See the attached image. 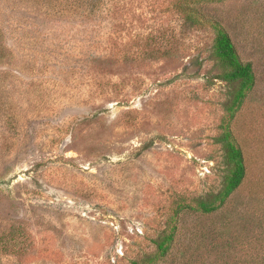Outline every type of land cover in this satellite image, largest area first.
Here are the masks:
<instances>
[{"label": "rangeland", "instance_id": "rangeland-1", "mask_svg": "<svg viewBox=\"0 0 264 264\" xmlns=\"http://www.w3.org/2000/svg\"><path fill=\"white\" fill-rule=\"evenodd\" d=\"M207 18L257 77L231 126L247 175L213 215L237 83ZM262 224L264 0H0L2 264H244Z\"/></svg>", "mask_w": 264, "mask_h": 264}, {"label": "trees", "instance_id": "trees-1", "mask_svg": "<svg viewBox=\"0 0 264 264\" xmlns=\"http://www.w3.org/2000/svg\"><path fill=\"white\" fill-rule=\"evenodd\" d=\"M186 9L188 10L187 16L189 20L198 23L204 22L203 16L200 17L196 9H189L188 7H186ZM207 23H209L216 30L214 45L215 55L222 62L225 68L221 77L230 83H237V88L233 93L231 101L227 105L228 114L226 119H224V130L220 136V141L223 143L227 163V174L224 186L222 190L214 195L212 199L200 200L195 206L196 210L207 213L208 215H213L226 206L231 196L240 187L247 175L246 158L243 149L238 145L231 126L237 110L240 109L241 105L247 98L248 93L254 89L257 77L253 68V63L249 61L244 62L241 59L237 47L225 27L215 19L207 18ZM261 227L264 228V224H262ZM176 229L177 226L173 225L172 230L170 232H165L157 241V253L159 256H165L168 253L171 248ZM248 236L244 239L246 240ZM255 237L256 236H254V238ZM228 238H226L225 242L222 244L227 248L231 246L233 247L234 242H236L237 239L235 236H231L229 239ZM244 241L240 243L241 245L246 244L244 245L245 249L242 252L243 259L240 263L264 264V230H260V237H257L256 242H254L253 239H251V242L248 243H244ZM255 261L262 262L256 263ZM211 262L215 263L214 260ZM0 264H2L1 258Z\"/></svg>", "mask_w": 264, "mask_h": 264}]
</instances>
